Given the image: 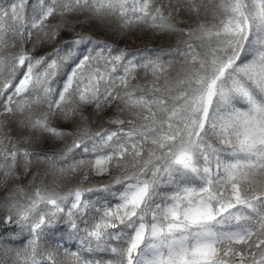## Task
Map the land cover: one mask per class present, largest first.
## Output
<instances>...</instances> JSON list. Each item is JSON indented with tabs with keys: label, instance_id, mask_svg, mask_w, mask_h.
<instances>
[{
	"label": "snow or ice",
	"instance_id": "obj_1",
	"mask_svg": "<svg viewBox=\"0 0 264 264\" xmlns=\"http://www.w3.org/2000/svg\"><path fill=\"white\" fill-rule=\"evenodd\" d=\"M0 225V264H264V0H0Z\"/></svg>",
	"mask_w": 264,
	"mask_h": 264
},
{
	"label": "rangeland",
	"instance_id": "obj_2",
	"mask_svg": "<svg viewBox=\"0 0 264 264\" xmlns=\"http://www.w3.org/2000/svg\"><path fill=\"white\" fill-rule=\"evenodd\" d=\"M6 2V0H2ZM94 39H98L110 44L114 49L121 48L129 52L147 51L151 53L152 50L167 47L174 41L170 39H163L159 34L151 30H131L127 32H117L114 30L93 31L87 33ZM4 226L0 225V232H3ZM10 233H5L9 235Z\"/></svg>",
	"mask_w": 264,
	"mask_h": 264
}]
</instances>
